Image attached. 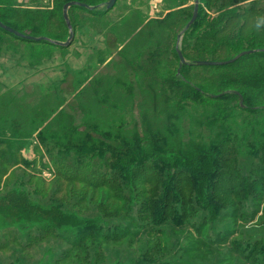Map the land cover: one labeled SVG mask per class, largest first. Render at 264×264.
Instances as JSON below:
<instances>
[{
    "label": "trees",
    "instance_id": "obj_1",
    "mask_svg": "<svg viewBox=\"0 0 264 264\" xmlns=\"http://www.w3.org/2000/svg\"><path fill=\"white\" fill-rule=\"evenodd\" d=\"M242 1L245 0H207V9L199 7L198 18L185 35L192 45L184 41L182 53L187 64L180 73L175 39L192 15L187 18L181 9L171 7L163 19L147 30L144 26L125 36L116 34L123 44L122 52L130 49L125 56L129 62L126 68L134 70V77L124 79L126 94L119 92L108 97L105 91L113 88L112 82L102 80L98 82L102 87L94 86L93 94L86 95L84 87L76 95L81 124H77L76 110L68 111L63 99L48 108L44 105L37 108L30 120L27 117L30 125L24 120L18 126L0 127L10 132L14 144L21 142L17 154L33 145L40 152L46 150L50 162L59 165L63 178L53 196L64 191L63 200L70 204L45 205L23 191H12L0 197V226L13 223L22 229L40 225L47 230L46 236L55 235L56 230L65 232L66 239L68 235L72 237L70 249L57 264H99L97 242L103 237L102 225L111 218L127 216L134 197L142 200L146 195H154L165 200L182 196L186 197L183 202L196 201L202 205L201 209L217 213L223 202L216 203V198L226 190L223 177L240 172L234 158L238 153L232 145L230 120L245 113L264 112V19L259 18L261 11L255 5L244 8ZM69 2L94 8L91 11L74 7L71 13L77 10L91 14L97 12L95 9L101 3L100 0H53V12L49 13L48 9L19 5L16 0H0L3 24L46 40L22 39L1 29L0 35L38 47L48 44L67 50L74 38L65 46L50 42L60 39L53 36L49 21L54 14L63 16V7ZM107 14L105 10L96 16L104 19ZM257 28L261 30L258 32ZM160 30L166 31L165 38L158 37ZM160 51H165L166 56L157 63L155 59ZM244 51L254 52L227 65L195 64L228 61ZM142 54L148 56L145 61L133 60L140 55L143 58ZM134 85L140 91L138 102ZM186 135L188 141L184 139ZM13 156L9 153V158ZM37 158L38 155L34 156L33 164L25 161L26 168H36ZM139 184L144 187L134 193ZM162 189L166 190L164 194L160 193ZM39 191L43 193L45 186ZM248 193L249 189L244 187L241 196ZM167 208L164 209L168 211ZM167 211L159 213L160 216ZM87 212L97 215L81 216ZM157 215L153 212L144 217L152 231L167 220ZM114 232L118 241L130 237L125 229L120 230V235L117 229Z\"/></svg>",
    "mask_w": 264,
    "mask_h": 264
},
{
    "label": "rangeland",
    "instance_id": "obj_2",
    "mask_svg": "<svg viewBox=\"0 0 264 264\" xmlns=\"http://www.w3.org/2000/svg\"><path fill=\"white\" fill-rule=\"evenodd\" d=\"M16 1L19 5L53 12V0ZM108 1L100 0L95 10L104 12ZM206 1L199 0V7L207 9ZM241 5L244 8L255 5L261 11V17L264 16V0H245ZM171 7L181 9L188 18L193 15L195 0H117L115 6L107 10L104 19L98 18L97 12L91 14L75 10L71 13L69 10L75 35L67 50L48 44L38 47L12 36L0 35V127L18 126L24 120L26 125H30L29 120L37 108L43 105L48 108L63 99V106L68 111L76 110L77 124H81L82 113L76 95L84 87L86 95L93 94V87H102L98 83L102 80L112 82L110 86L113 88L105 91L108 97L119 92L126 94L124 79L134 77V70L126 68L129 62L125 56L130 49L122 52L123 44L116 34L125 36L128 32H138L144 26L147 30L153 23L156 25L155 21L163 19ZM49 23L53 36L60 39L54 41L66 42L70 31L64 17L54 14ZM188 30L183 29L176 35V54L178 48L182 52L184 41L192 45V40L185 38ZM165 32L160 30L158 37L165 38ZM142 55L143 58L140 55L141 58L138 56L133 60L145 61L148 58L147 54ZM165 56V51H160L155 61L162 62ZM138 63L133 62L132 66ZM114 86L121 88L117 90ZM133 91L138 102V86L134 85ZM229 126L234 139L232 145L238 153L234 158L240 172L223 177L226 190L216 198V203L223 202L218 212L210 214L206 208L201 209L199 202H183L186 197L182 196L165 200L154 195H146L142 200L134 197L132 210L127 216L111 218L102 225L103 237L97 242V255L101 258L99 264H264V112L245 113L231 119ZM185 130H188L187 125ZM10 136V132L0 129V197L12 191H23L41 204L56 202L64 207L70 205L63 200L64 191L53 196L63 178L60 177L59 165L50 162L46 150L40 152L33 145L17 154L22 144H14ZM184 139L188 141V135ZM12 145H16V149L11 150ZM9 153L14 156L9 158ZM37 155L36 168L30 166L27 169L24 162L33 164ZM43 186L44 194L39 191ZM34 187L38 189L36 192ZM143 187V184L137 185L134 193ZM244 187L249 189V193L241 196ZM230 191L235 192L232 195ZM165 192L162 189L160 193ZM166 202L168 211L164 209ZM165 211L166 215L169 213L168 217L160 216L159 213L164 214ZM153 212L161 219L167 218L164 225L154 232L150 227L148 229V221L144 218ZM96 215L87 212L81 216ZM4 225L0 226V264H57L70 249L69 238L72 237L68 235L66 239L65 232L56 230L53 232L55 235L46 236L44 232L47 230L40 225L22 229L13 223L9 227ZM116 229L118 235L122 229L129 231L130 237L125 241L116 240Z\"/></svg>",
    "mask_w": 264,
    "mask_h": 264
},
{
    "label": "water",
    "instance_id": "obj_3",
    "mask_svg": "<svg viewBox=\"0 0 264 264\" xmlns=\"http://www.w3.org/2000/svg\"><path fill=\"white\" fill-rule=\"evenodd\" d=\"M116 2H117V0H109L107 2V4H106V10L112 9L115 6ZM74 7H79L81 9L92 10V8L90 6H88L87 4H85V3L69 2V3L65 4L64 7H63V17H64L65 24H66L67 28L70 31L69 38H68V40L66 42H59V41H50V42H52L54 44H57V45H64V46L65 45H69L72 42V40L74 38V30H73V26H72L71 21H70L69 16H68V11L71 8H74ZM198 11H199V0H195V7H194L193 15H192L190 21L188 22V24L186 25L185 31L188 30L196 22V20L198 18ZM0 29L5 31L6 33H8L10 35H13L15 37H19V38H22V39L35 40V41L46 40L45 38H35V37H32V36H28V35H25L23 33H20L18 31H16L15 29L3 24L1 22V20H0ZM253 52L254 51L241 52L236 57H234V58H232V59H230L228 61H221V62L197 61V62H195V64L201 65V66H222V65H227V64H230V63H233V62L239 60L240 58H242V57H244L246 55L252 54ZM177 55H178V59L180 61L179 69H178V73H180L181 68L183 67V65L187 64V61L185 60V58H184V56H183V54H182V52H181V50L179 48L177 49ZM241 104H242V101H241Z\"/></svg>",
    "mask_w": 264,
    "mask_h": 264
},
{
    "label": "clouds",
    "instance_id": "obj_4",
    "mask_svg": "<svg viewBox=\"0 0 264 264\" xmlns=\"http://www.w3.org/2000/svg\"><path fill=\"white\" fill-rule=\"evenodd\" d=\"M259 18H260V19H264V16L259 17ZM260 30H261L260 28H257V29H256V31H258V32H259Z\"/></svg>",
    "mask_w": 264,
    "mask_h": 264
}]
</instances>
